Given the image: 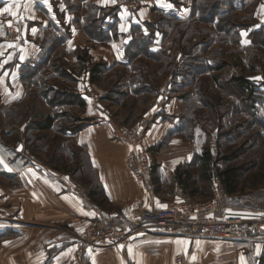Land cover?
I'll return each instance as SVG.
<instances>
[{
	"label": "crops",
	"instance_id": "0c3cea01",
	"mask_svg": "<svg viewBox=\"0 0 264 264\" xmlns=\"http://www.w3.org/2000/svg\"><path fill=\"white\" fill-rule=\"evenodd\" d=\"M4 1V8L10 7L13 12L20 0ZM55 1L57 4V0H40L43 3L38 5L39 10H24L23 22L19 26L20 36L16 43L7 40L8 45H13L8 47L13 49L7 52L10 56L8 65L12 70L8 81L10 88H1L0 92L4 89L7 92L3 91L4 95L18 97V100L14 99L8 104L10 106L27 98L30 90L57 89L56 85L40 88L34 83H23L19 68L24 64L33 68L37 59L43 62L57 56L59 53L56 54L55 48L58 47L52 45H58L67 55H71L74 65L79 68V72L72 75L73 91L81 96L85 108L81 113L75 106L68 110L77 109L80 121L86 120L87 123L80 132L67 133L65 138L74 150L82 149L85 168H79L75 173L72 171L73 174L61 173V169L54 170L30 154L24 140L9 146L8 156L3 154V147L0 146V158L4 162L0 164V176L15 183L5 192L6 195L4 188L0 187V264H65L74 239L90 221L112 224L116 218L123 216L124 206L130 201L138 199L144 208H162L175 198L186 197L192 201L202 198L200 195L194 198L187 196L176 178L177 172L192 166V160L198 153L151 152L154 162L148 181L155 185V191L147 194L145 186L136 183L126 167L127 144L111 139L103 124L106 118H112L121 130L127 128L130 121L120 122L118 117H114L111 106L120 108L118 116L121 117L123 106L128 104L125 99L148 93L151 100L142 115L150 116L154 112L156 118L145 138L146 146L153 148L159 145L171 132L173 124L164 118V113L169 111L170 106L172 108L174 95L167 91V84H163V88L150 89V84L145 83L153 76L154 79L160 78L159 71L150 74L138 69L140 64L138 68L134 66L133 71L123 74V64L128 60L131 61L130 65L136 64L135 56L130 58L129 53L134 48L145 49L146 53L152 55H139L143 57L142 62L161 57L160 50L163 52L169 46L171 37L174 40V36L167 32L170 28L174 33L178 29L184 32V36L179 35L180 39L189 38L193 31V25L188 22L192 15V0H147L146 3L143 0L141 7L133 12L120 8L119 0H75L80 1L77 3L80 11L78 20L87 21L85 24H57L48 18L45 22L42 18H51L53 12L50 6ZM214 6L215 11L222 8L218 2ZM262 9L263 22L243 31L245 35L241 36L240 47L254 48L253 35L256 37L257 33L264 32ZM32 16H39V20L36 22ZM26 17L28 19L24 22ZM186 24L191 26L189 31L185 30ZM122 26L125 31H121ZM184 47L189 46L185 44ZM79 50L87 54L88 62L100 65L98 81L91 79V66L86 70L80 66L76 53ZM170 71L168 68L162 73ZM34 76L33 80L38 81L40 73ZM132 79L141 81L136 92L124 84ZM168 79L165 77V80ZM40 98L44 102L49 100ZM162 99L169 102L166 107ZM58 121L63 123V120ZM75 122L74 126H79V122ZM25 127L26 124H23L19 131ZM0 144L5 145L2 140ZM75 176L90 179L86 180L88 184L85 186ZM1 205L6 208H1ZM260 211H264V195L253 204L246 203L239 195H233L224 197L221 213L223 216L237 215L251 219L258 217ZM177 255H181L186 264H242L241 257L244 258L243 264H264V237L255 240L254 235L249 234L243 241L225 242L200 234L180 236L146 232L131 239L120 250L104 247L90 252L87 264H172Z\"/></svg>",
	"mask_w": 264,
	"mask_h": 264
},
{
	"label": "rangeland",
	"instance_id": "374dc122",
	"mask_svg": "<svg viewBox=\"0 0 264 264\" xmlns=\"http://www.w3.org/2000/svg\"><path fill=\"white\" fill-rule=\"evenodd\" d=\"M20 1L24 2L20 3ZM20 1L18 3L20 7L13 8V12L17 15L11 16L3 11L6 2L0 0V25H2L0 32L3 33L0 35V90L4 87L10 88L8 81L11 79L12 70L8 65L10 56L7 55V52L13 49L8 48L7 43V40L12 41L10 30L14 28L16 34L20 36L19 26L23 22L24 10L27 8L39 10L38 5L43 3L40 0ZM142 1L134 0L137 3L132 9L123 2L127 6L120 5V8L133 12L141 7ZM215 2L222 7L220 11L214 10ZM77 3L80 1L57 0V4L55 1L54 6H50L54 15L52 14L51 18L43 16L42 19L45 22L48 19L55 20L57 24H85L87 21L84 23L78 20L80 11ZM261 3H264V0H192V15L188 22L193 25V31L189 38L180 39L179 35L184 36V32H179L178 29L174 33L170 28L167 32L174 36V40L171 37L169 46L165 47L163 52L160 50L161 57H159L160 54L157 55L160 59L142 62L143 57L139 55L151 54L146 53L145 49L134 48L130 49L129 53L130 58L135 56L134 63L136 64L130 65V60L123 64V74L125 71H133V67L138 68L140 64L138 69L148 71L150 74H157L159 71L160 78L154 79L153 76L151 80L144 82L150 84V89L163 88V84H167L169 86L167 91H170V95H174L172 108L170 106L169 111L164 113V118L173 124L171 132L167 134L163 142L155 147L159 146V150L163 153L172 151L191 155L201 154L207 150L213 153L215 158L231 156L235 153L238 158L232 164L242 166L245 170L242 174L241 188L234 196L239 195L246 203L252 204L257 203L264 195V179L261 183L257 180L260 175L264 177V32L257 33L256 37L253 35L254 48L240 47L239 44L242 33L247 30V27L263 22L261 13L263 4L260 5ZM36 13L40 15L39 12ZM32 17L36 19V22L39 20V16ZM27 19L28 17L24 22ZM9 22H11V27L8 26ZM189 24H186V31L190 30ZM201 27L203 28L200 29ZM187 40L190 42L188 43ZM185 44L189 47H184ZM52 46L58 47L55 49L56 54H59L43 62L37 59L31 68L33 74L40 73L38 81L42 87L56 85L58 88L72 92L75 86L73 87V81L69 79L70 77L67 78L65 73L73 78L72 75L79 72V68L74 65L71 55H67L58 45ZM80 51L76 52L77 55L83 56ZM13 58H11L12 62L15 61ZM139 59L140 63H138ZM81 65L85 70L88 67L87 63ZM25 66L28 65L24 64L19 68V74L23 72ZM168 68L171 69L170 75L168 72L162 73ZM240 75H244V79L248 81L253 91L250 98L244 96L235 83L236 81L233 80ZM165 77L169 79L165 80ZM256 77L262 79L256 80ZM38 81L36 80L37 83ZM112 81V79L109 81L110 85ZM124 84L136 92L140 88L141 81L132 79ZM3 91L5 90L0 92V140L5 144H0V146L3 147V154L8 156L9 146H14L17 141L24 140L25 147L30 154L52 169H61V173L71 174L72 171L75 173L77 169L85 168V156L82 149L74 150L70 141L62 140L61 134L56 129L62 124L58 120L76 121L78 118L74 120L72 117H77L79 114L77 109L68 110L66 112L68 117H55L58 118L55 128L40 133L35 129L38 121L47 115H54L56 112L60 114L63 111L49 106L47 102H44L45 100L42 101L37 88L32 92L30 90L27 98L10 106L8 104L18 97H9L4 95L7 92L3 93ZM147 94L125 99L128 104L123 106L121 117L118 116L120 108L112 105L111 111L114 117H118L120 122L130 121L127 128L143 118L150 119V130L156 115L154 112L150 116L142 115L151 100V96ZM161 102L164 106L169 104L163 99ZM110 119L115 123L114 119ZM86 123L87 121L84 120L77 125L82 127ZM23 124H26V127L19 131V127ZM149 150L150 153L153 152L152 148ZM150 155L154 160L152 154ZM219 165L223 166V164ZM192 171L195 173L196 169ZM75 178L85 186L88 184L86 180L90 179L86 176H75ZM14 185V182L7 181L0 176V187L4 188V195L7 194L5 192L9 187H14ZM210 196L193 200V202H206ZM1 208H6V206L1 205ZM112 224L126 227L122 218H116ZM87 226L88 224L79 235Z\"/></svg>",
	"mask_w": 264,
	"mask_h": 264
},
{
	"label": "built area",
	"instance_id": "2783aa9c",
	"mask_svg": "<svg viewBox=\"0 0 264 264\" xmlns=\"http://www.w3.org/2000/svg\"><path fill=\"white\" fill-rule=\"evenodd\" d=\"M120 5L136 7L134 0H119ZM11 40L18 34L10 30ZM109 136L113 140H122L128 146L126 167L136 183L143 184L147 194L155 191V185L148 181L153 165L151 153L145 144L150 119L143 118L133 126L121 130L109 118L104 121ZM224 193L218 180L213 181L210 198L206 202L194 203L186 197L175 198L162 208H144L138 199L124 206L122 218L126 227L120 224H106L100 220L88 223L81 235L73 242L72 251L65 264H87L90 252L104 247L122 249L141 233L155 232L164 235L190 236L200 234L216 241L240 242L254 235L255 240L264 237V211L258 217L244 219L237 215L223 216ZM172 264H186L181 255L173 259Z\"/></svg>",
	"mask_w": 264,
	"mask_h": 264
},
{
	"label": "trees",
	"instance_id": "16d2710c",
	"mask_svg": "<svg viewBox=\"0 0 264 264\" xmlns=\"http://www.w3.org/2000/svg\"><path fill=\"white\" fill-rule=\"evenodd\" d=\"M261 33V32H259ZM82 55L77 56V58L80 60V66L81 64L87 63L88 67L91 66L90 72H92L91 79L93 81H98L97 74L99 72L100 65L97 64H91L88 62V56L85 52H82ZM87 67V68H88ZM30 66H25L23 69V72L20 75V80L25 83L28 81V83H31L35 86H39L40 88L42 85L37 83L34 79V74ZM22 71V69H21ZM37 74V73H36ZM34 76V77H33ZM65 76L71 80H74L70 74L65 73ZM236 81L235 83L238 85L244 96L250 98L252 96L253 91L251 90V87L247 80L244 79V75H240L239 77H235L233 79ZM63 88H48V90H40L39 96L43 98H49V100L46 102L49 106L56 108V109H65L66 111L68 108L77 107L78 110L81 112L85 108V102L81 98L80 95L75 94L74 91L69 92L67 90H60ZM54 90V91H53ZM66 111L61 112L60 114H54V115H47L38 123L35 125V129L39 131L40 133L48 132L51 129L55 128V123L57 122L58 118L55 117H68L66 115ZM68 112V111H67ZM74 120H77L80 122V119L77 115V117H72ZM75 121L71 120L65 121L63 120V123L60 124V126L56 129H58L60 135V138L62 140H66L65 135L67 133L71 134H77L80 132L83 128V126H77L75 127L74 124ZM58 141V140H56ZM56 144V142H55ZM152 151H158L160 147H153ZM237 155L234 153L231 156H221L218 158H215L213 156V153L205 150L198 156H195V158L192 160V166L190 167L191 170H182V172H177L176 178L178 182L182 185L183 190L187 196L190 198H194L198 195H200L202 198H207L211 195L212 188H213V181L216 179L219 181L221 185V189L224 193V197L226 196H233L235 195L239 188H241L240 184L242 183V174L244 172V167L242 166H235L232 163L237 159ZM219 164H223L222 167H220ZM153 166V165H152ZM196 169L195 173L192 171L193 169ZM152 171V167L150 169ZM245 178V177H244ZM264 179L262 175L257 179L261 183V181ZM245 180V179H244ZM254 180V179H253ZM252 182V180H251ZM208 189H210V192H208Z\"/></svg>",
	"mask_w": 264,
	"mask_h": 264
},
{
	"label": "snow or ice",
	"instance_id": "6c2138e0",
	"mask_svg": "<svg viewBox=\"0 0 264 264\" xmlns=\"http://www.w3.org/2000/svg\"><path fill=\"white\" fill-rule=\"evenodd\" d=\"M113 2H114V0H113ZM17 8H19L20 7V5L19 4H17V5H15ZM262 8H264V6H262ZM3 11L4 12H6V13H9V15H11V16H16L17 15V13H15V12H12L11 11V8L9 7V8H5V9H3ZM22 18V17H21ZM9 27H11L12 25H11V22H9V25H8ZM0 27H2V25H0ZM33 31H35V30H33ZM121 31H125V29L123 28V26L121 27ZM3 33L2 32H0V35H2ZM242 35H245V33H242ZM13 45H8V47H12ZM256 80H260V79H262L261 77H256L255 78ZM4 162H3V159L2 158H0V164H3ZM164 207H166V206H164ZM179 243V242H178ZM129 251H131V250H129ZM193 259H195V257H193ZM243 260H244V258L243 257H241V261H242V264H243Z\"/></svg>",
	"mask_w": 264,
	"mask_h": 264
}]
</instances>
